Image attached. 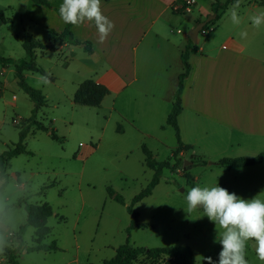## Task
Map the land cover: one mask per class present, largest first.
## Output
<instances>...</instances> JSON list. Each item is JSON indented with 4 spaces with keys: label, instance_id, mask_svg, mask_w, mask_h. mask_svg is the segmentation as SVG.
<instances>
[{
    "label": "rangeland",
    "instance_id": "1",
    "mask_svg": "<svg viewBox=\"0 0 264 264\" xmlns=\"http://www.w3.org/2000/svg\"><path fill=\"white\" fill-rule=\"evenodd\" d=\"M211 1L198 0L192 11L173 14L179 39L195 27L201 19L200 8L207 7ZM32 2L39 4L33 0H0V11L8 19L4 22L0 18V57L24 60L26 32L42 43L48 41V29L41 23L44 14L32 10L35 18L41 20L37 22L27 12ZM48 2L53 8L39 5L54 9L53 2ZM202 31L198 35L199 45L206 38ZM84 51L77 47L71 56L69 49L59 53L39 50L36 62L49 77L39 72H28L25 77L48 100L36 119L55 129L63 139L54 140L49 132L32 127L26 139L32 154L19 155L10 161L9 167L0 168L6 173L4 179L0 178V240L4 241L0 264H11L10 256L18 264H103L127 240L131 216L126 205L132 204L134 196L153 176V171L145 165L142 146H147L159 161H175L173 151L178 141L173 127L166 123V117L162 118L161 103L149 111L111 97L104 99L100 107L75 104L68 77L77 68L79 79L89 78L82 70L83 61L89 57ZM66 61L70 66L67 70L63 67ZM34 107V102L18 85L14 64L0 63V155L19 141L20 123L32 116ZM198 141L206 144L203 147L213 159L201 153L202 157L197 156L192 148L179 153L181 169H165L152 194L134 204L139 222L151 226L132 229L130 242L135 247L146 248L185 245L192 248L195 264H207V257L212 258L213 264H219L222 245L217 242L216 226L207 216H202V207L186 212L187 190L195 186H220L244 199L255 196L264 199V168L256 172L240 169L242 173L209 166L227 156L251 157L253 151L236 145L231 149L224 147L227 151L210 150L208 138L202 132ZM204 160L205 165L194 163ZM185 161L192 163L184 166ZM189 167L186 172L184 168ZM109 187L124 197L125 205L109 196ZM26 203H47L54 210L47 221H38V225L49 228L45 239L38 237L41 230L27 225ZM23 225L25 229L21 232ZM54 242L57 250H30L37 243ZM246 252L248 264H264L256 255L254 239L248 241ZM142 259L139 256L134 261L138 264Z\"/></svg>",
    "mask_w": 264,
    "mask_h": 264
},
{
    "label": "crops",
    "instance_id": "2",
    "mask_svg": "<svg viewBox=\"0 0 264 264\" xmlns=\"http://www.w3.org/2000/svg\"><path fill=\"white\" fill-rule=\"evenodd\" d=\"M51 1L56 9L63 2ZM177 1L101 0L103 14L115 24L104 43L98 42L93 23L85 22L79 27H73L76 39L93 44L92 53L84 51L89 57L83 61L82 70L88 75L87 79L102 83L110 89L105 100L111 97L127 101L133 107L145 111L157 109L161 103L162 118L166 117L167 120L179 75L184 71L182 53L189 40V34L181 39L175 34L177 19L173 14L177 11L173 10V5ZM215 1L200 8L201 19L214 14L212 5ZM261 6H264V0H241L239 25L232 24L230 20V6L215 25L211 24L202 31L206 38L201 45L198 39V48L190 54L192 70L184 83L183 111L178 124L183 143L190 145L199 157L203 154L207 159H213L203 147L206 144L199 143V132L213 144L210 146L207 143L210 150L217 151L224 147L231 149L236 145L252 150L251 157L264 152V26L256 29L249 20L251 14L264 9ZM32 10L38 15L44 14L43 22L35 18ZM27 12L31 13L35 21L44 23L48 32L49 29L62 32L66 26L54 9L48 10L32 2ZM2 16L6 22L8 19L4 14ZM242 31H247L246 38L240 37ZM177 32L182 33L180 29ZM49 42L50 34L46 43ZM77 47L84 50L81 45L67 43L52 50L37 49L36 59L39 50L42 53H59L69 49L72 56ZM63 67L70 69L67 61ZM72 71L76 73L68 78L74 97L79 85L86 79L78 78L79 69ZM28 72L33 71L25 70V77ZM218 161L209 166H217ZM260 168H264V162L225 169L256 172ZM236 172L244 173L243 170Z\"/></svg>",
    "mask_w": 264,
    "mask_h": 264
},
{
    "label": "trees",
    "instance_id": "3",
    "mask_svg": "<svg viewBox=\"0 0 264 264\" xmlns=\"http://www.w3.org/2000/svg\"><path fill=\"white\" fill-rule=\"evenodd\" d=\"M36 3L43 4L50 8H53L48 0H33ZM234 3V0H226L224 2H220L216 0L212 5V11L216 14V19L209 22L205 28L211 24H213L216 20L221 18V15ZM59 14V10L54 8ZM3 12L0 11V18L5 21L3 18ZM202 21L201 19L197 21L199 23ZM73 27L70 24H66L64 30L62 32H56L54 29H49L50 34V43H42L37 40L32 34L25 33L23 37V48L26 52V58L21 61H15L11 58L0 57V63L3 65L6 64H14L16 77L18 80L19 87L31 98L34 102L35 107L33 109L32 116L29 119L23 120L20 123L19 127V141L13 144V147H9L0 155V168L6 169L10 165V161L22 154H32L27 149L26 139L29 134L33 131L32 127L38 131H46L49 132L51 138L54 140H62L63 138L58 136L55 132V129H49L46 125H44L41 121L36 119L39 110L46 106L48 100L46 96L40 89H37L31 86L25 78L24 71L29 70L33 72H39L46 77L49 75L38 66L36 62V50H49L55 49L56 43L63 45L65 43L71 44L74 46H79L85 44L84 50L87 53L93 52V44L89 41L81 42L76 39L73 33ZM198 45L194 43L191 39L188 40V43L182 53V62L184 65V71L179 75L178 78V86L176 92L174 94V102L172 105V109L167 117L166 123L169 126H172L176 138L178 141V146L173 151L174 163H171L170 160L159 161L156 159L154 153L145 145L142 146V150L145 154V165L153 171V176L147 186L142 189L138 194H136L132 200V204L126 205V209L131 216V222L127 227V240L124 244L120 245L116 248L115 255L111 259L105 261L103 264H137L134 260L139 256H142L143 259L138 264H195V254L189 246L179 245V246H168V247H155V248H146V247H135L130 242L131 230L137 227L146 228L151 226L150 223H141L138 220V213L134 209V204L140 202L144 198L150 196L155 189V187L160 183L163 171L165 169H169L171 171H179L181 169V165L183 162L180 161L178 154L183 151H188L192 147L190 145L184 144L181 139L180 128L178 124V118L183 111L182 105V94L184 91V83L186 78L190 75L192 70V64L189 61L190 54L192 51L196 50ZM110 94V89L102 84L98 83L92 79L84 80L76 90L74 94V102L75 104L88 106V107H100L102 102ZM122 131V130H121ZM264 162V152L259 153L254 157H246V156H237V157H224L220 159L216 164L224 168H241L247 166H253L256 164H260ZM196 164H207L206 161H195ZM191 167L184 168L187 172ZM1 171V170H0ZM2 172V171H1ZM20 176V174H17ZM191 175H188L190 178ZM6 177V173L2 172L0 178L4 179ZM18 181L21 182L20 177ZM7 184L4 181L3 186ZM108 194L115 201L120 204L125 205V200L122 195L117 193L111 187L108 188ZM26 211H27V225L36 228L37 230H41L40 235L38 236L41 239H45L49 228L46 225H38V221L43 219L46 220L53 216L54 210L52 207L45 204H34V203H26ZM25 229V225L20 227L21 232ZM58 246L54 242L52 244H44L37 243L35 246L31 247V251H54L57 250ZM11 264H18L15 261L13 256H10Z\"/></svg>",
    "mask_w": 264,
    "mask_h": 264
},
{
    "label": "clouds",
    "instance_id": "4",
    "mask_svg": "<svg viewBox=\"0 0 264 264\" xmlns=\"http://www.w3.org/2000/svg\"><path fill=\"white\" fill-rule=\"evenodd\" d=\"M240 5L241 0H234L230 7V20L234 25L241 23ZM59 15L65 24L76 27L85 22L93 23L99 43H104L115 27L103 14L101 0H63ZM249 20L256 29L264 26V9L251 14ZM239 35L246 38L248 33L242 31ZM186 204L188 214L202 207V216L214 222L219 234L217 242L222 245L219 264H248L246 248L248 241L253 239L256 255L264 262V199L257 196L244 199L220 186H195L187 190ZM3 246L4 241L0 240V252ZM205 259L207 264H213L211 257Z\"/></svg>",
    "mask_w": 264,
    "mask_h": 264
},
{
    "label": "water",
    "instance_id": "5",
    "mask_svg": "<svg viewBox=\"0 0 264 264\" xmlns=\"http://www.w3.org/2000/svg\"><path fill=\"white\" fill-rule=\"evenodd\" d=\"M216 14H209L205 20L200 21L195 25V27L189 32V38L196 43L198 40L199 33L203 30V28L211 21L216 19ZM82 47L85 46V44L81 45ZM192 162L185 161L184 166H187L188 164H191ZM214 164V163H213Z\"/></svg>",
    "mask_w": 264,
    "mask_h": 264
},
{
    "label": "built area",
    "instance_id": "6",
    "mask_svg": "<svg viewBox=\"0 0 264 264\" xmlns=\"http://www.w3.org/2000/svg\"><path fill=\"white\" fill-rule=\"evenodd\" d=\"M197 0H178L173 5V10L181 13L190 12L196 5Z\"/></svg>",
    "mask_w": 264,
    "mask_h": 264
}]
</instances>
